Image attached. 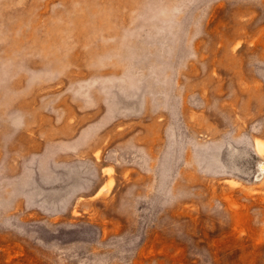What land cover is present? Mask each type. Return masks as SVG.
I'll use <instances>...</instances> for the list:
<instances>
[{
    "label": "rangeland",
    "instance_id": "obj_1",
    "mask_svg": "<svg viewBox=\"0 0 264 264\" xmlns=\"http://www.w3.org/2000/svg\"><path fill=\"white\" fill-rule=\"evenodd\" d=\"M0 264H264V0H0Z\"/></svg>",
    "mask_w": 264,
    "mask_h": 264
},
{
    "label": "bare ground",
    "instance_id": "obj_2",
    "mask_svg": "<svg viewBox=\"0 0 264 264\" xmlns=\"http://www.w3.org/2000/svg\"><path fill=\"white\" fill-rule=\"evenodd\" d=\"M257 142V141H256ZM260 144H262V143H260Z\"/></svg>",
    "mask_w": 264,
    "mask_h": 264
}]
</instances>
